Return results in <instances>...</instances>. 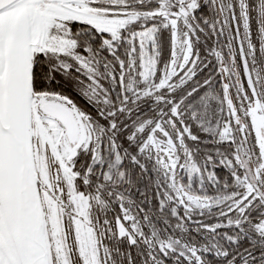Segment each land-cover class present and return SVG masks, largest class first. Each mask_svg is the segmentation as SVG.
Returning <instances> with one entry per match:
<instances>
[{"label": "snow or ice", "instance_id": "1", "mask_svg": "<svg viewBox=\"0 0 264 264\" xmlns=\"http://www.w3.org/2000/svg\"><path fill=\"white\" fill-rule=\"evenodd\" d=\"M0 264H264V0H0Z\"/></svg>", "mask_w": 264, "mask_h": 264}]
</instances>
